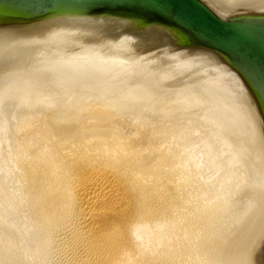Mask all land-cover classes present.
<instances>
[{"label": "water", "instance_id": "obj_1", "mask_svg": "<svg viewBox=\"0 0 264 264\" xmlns=\"http://www.w3.org/2000/svg\"><path fill=\"white\" fill-rule=\"evenodd\" d=\"M70 107L218 125L241 193L210 264H264V0H0V117Z\"/></svg>", "mask_w": 264, "mask_h": 264}, {"label": "bare ground", "instance_id": "obj_2", "mask_svg": "<svg viewBox=\"0 0 264 264\" xmlns=\"http://www.w3.org/2000/svg\"><path fill=\"white\" fill-rule=\"evenodd\" d=\"M2 116L11 138L1 157L17 193L0 209L25 243L18 264H210L207 247L241 193L231 142L221 131L214 144L218 125L56 106ZM202 167L231 182L210 189ZM0 233L10 248L12 235Z\"/></svg>", "mask_w": 264, "mask_h": 264}, {"label": "rangeland", "instance_id": "obj_3", "mask_svg": "<svg viewBox=\"0 0 264 264\" xmlns=\"http://www.w3.org/2000/svg\"><path fill=\"white\" fill-rule=\"evenodd\" d=\"M3 116H1V118H2ZM4 118V117H3ZM2 118V121H1V119H0V122H2V123H0V129H2L3 128V132H2V130H0V134H2V136H0V145H2V146H4L6 149H7V147H8V145H10V144H8L9 142H5V141H3V140H6V139H8V140H10V138H11V135L9 136V135H7L8 133L6 132L7 130H8V127H9V121L7 120H5L4 121V119ZM11 121V120H10ZM5 122V123H4ZM200 123H201V121H200ZM203 124H206V123H204V122H202ZM3 124V125H2ZM8 125L7 126V130H4V128L6 129V127H5V125ZM208 124V123H207ZM206 124V125H207ZM209 125V124H208ZM210 125H212V124H210ZM4 132H5V134L6 135H4ZM220 133H222L221 132V129H220V132L217 134L218 136H216L217 137V142L215 143V141H214V144L217 146V147H222V142H221V146L219 145L220 144V142H219V140H221V139H219L218 140V138H220V136L219 135H221ZM20 134L21 133H17V134H15L16 136H20ZM201 136V137H200ZM2 137V138H1ZM5 139H4V138ZM17 138V137H16ZM194 143H195V145L199 148L202 144H204V142H206V139L205 138H203V133H202V135H201V133L200 134H196V135H194ZM201 138V139H200ZM1 139H2V141H3V143H2V141H1ZM200 139V140H199ZM204 139V140H203ZM214 140H215V137L213 138ZM196 140V141H195ZM201 140H203V141H201ZM7 141V140H6ZM201 141V142H200ZM2 143V144H1ZM6 143V144H5ZM218 143V144H217ZM6 146H5V145ZM2 146H0V204L1 203H3L4 201L6 202V204H5V202L2 204L3 206H1L0 205V208H3L4 207V205L6 206L7 205V202L11 199V197L13 196L12 195V191H13V194H15V193H17L16 191H14V189L13 188H11L12 187V184H11V179L13 178V173L10 171V172H7V171H9L8 170V166L7 165H5V163H4V161H3V159H2V157H1V155H2V153L4 152V150H5V148L3 147V149H1L2 148ZM224 146V145H223ZM231 150V152H233L232 151V149H230ZM230 150L229 151H227V152H229V153H225L224 152V154H223V159H226L225 161H227V162H230L231 161V159H232V156H233V153H232V155H231V152H230ZM196 152V150H194V154H195V156L196 155H198V157H194V159H193V162H194V160L196 161L197 160V162H202L203 161V154H199L198 152L197 153H195ZM201 155V156H200ZM3 156V155H2ZM195 158H197V159H195ZM205 158V157H204ZM228 158H230V161H229V159ZM228 159V160H227ZM194 163H196V162H194ZM2 165V166H1ZM233 166H235L234 164L232 165V167ZM204 167H202L201 169V173H200V177H202L203 178V180H205L206 181V183L209 185V188L211 189H215L216 187H218V189L220 188H224V186H222V185H224L226 182H227V179H228V181L229 182H231V179H229L228 177H227V175H226V173H224V171L223 172H215L214 173V171L212 170V169H210V171H208L206 168H204ZM233 168H236V166L235 167H233ZM7 169V170H6ZM206 170V171H205ZM4 172V173H3ZM10 175V176H9ZM218 175V176H217ZM3 177V178H2ZM6 177V178H5ZM8 177H10V178H8ZM222 177V178H221ZM225 178V179H224ZM8 179V180H7ZM9 180H10V183H9ZM6 181V182H5ZM235 180H233V182H234ZM224 183V184H223ZM11 186V187H10ZM7 187V188H6ZM11 188V189H10ZM10 189V190H9ZM239 189V188H238ZM237 189V190H238ZM7 192H9L10 193V195H9V193H7ZM227 192H229V191H227ZM7 194L9 195V197L7 196ZM234 194H235V192L234 191H232V193L230 194V192L229 193H227L226 195L227 196H229L231 199L233 198L232 196H234ZM2 195H4V197H5V195L7 196L6 198H8V199H6V198H4L3 199V196ZM2 196V197H1ZM1 199H3L4 201H2ZM8 206V205H7ZM7 206L6 207H4L5 209L7 208ZM3 208V209H4ZM1 210L0 209V215H1V217H0V224H1V226H0V231H4V232H6L7 234H8V231H9V236H11L12 235V238H11V240H13L14 242H12L11 241V243H9V245L11 244V246H9L10 248H8V249H5L4 247H2V249H1V247H0V257H2V256H4V257H2L4 260H2V258H0V264H13L14 262L15 263H17L18 264V257H21L20 255L22 254V251H20L21 250V248H23V243L24 242H22V240L21 239H19V238H17L16 239V235H18V234H16V233H18V231H17V229H16V225L15 224H13V217L14 216H12V214H7L6 213V210ZM4 213H3V212ZM7 212H8V210H7ZM2 213L4 214V215H2ZM7 214V215H6ZM11 215V216H10ZM6 216V217H5ZM13 219H11V218ZM10 220H11V222H10ZM11 223V224H10ZM5 225V227L7 228H4V225ZM2 227V228H1ZM11 227V228H10ZM12 230H14L13 232H12ZM10 232H12V233H10ZM1 234V233H0ZM30 237H28L29 239V242L30 243H32V240H34L35 238V236L33 237V234L32 235H29ZM19 239V240H18ZM27 240V241H28ZM2 242V243H1ZM16 242V243H15ZM28 242V243H29ZM6 243V242H5ZM13 243V244H12ZM22 243V244H21ZM27 242H26V244L27 245H30V243L28 244ZM0 244H1V246L2 245H4V241H0ZM25 244V243H24ZM18 245V246H17ZM12 246H14V247H12ZM17 246V247H16ZM13 248H14V250H13ZM20 249L19 251L18 250H16V249ZM9 249H12V250H9ZM7 251V250H9L8 251V254L10 255L11 253V255L12 256H10V257H7L6 256V252H5V254L3 253V251ZM16 251L18 252V253H16ZM11 252V253H10ZM17 255H16V254ZM19 253H21V254H19ZM3 254V255H2ZM7 254V255H8ZM8 255V256H9ZM15 255V256H14ZM23 255V254H22ZM6 256V257H5ZM12 257H16V259L15 258H13L12 259ZM12 259V261H11V259ZM7 259H10V260H7ZM15 259V260H14ZM7 261H9V262H7ZM18 261V262H17ZM14 263V264H15Z\"/></svg>", "mask_w": 264, "mask_h": 264}]
</instances>
